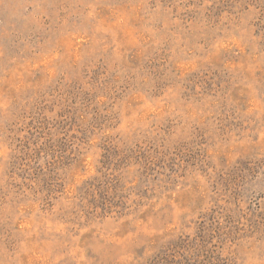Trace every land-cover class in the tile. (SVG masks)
Returning a JSON list of instances; mask_svg holds the SVG:
<instances>
[{"label": "rangeland", "instance_id": "obj_1", "mask_svg": "<svg viewBox=\"0 0 264 264\" xmlns=\"http://www.w3.org/2000/svg\"><path fill=\"white\" fill-rule=\"evenodd\" d=\"M0 264H264V0H0Z\"/></svg>", "mask_w": 264, "mask_h": 264}]
</instances>
